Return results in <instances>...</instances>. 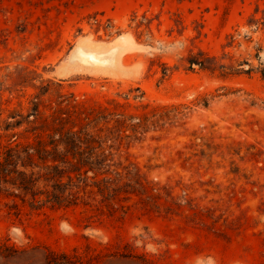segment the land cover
Instances as JSON below:
<instances>
[{
  "label": "rangeland",
  "instance_id": "1",
  "mask_svg": "<svg viewBox=\"0 0 264 264\" xmlns=\"http://www.w3.org/2000/svg\"><path fill=\"white\" fill-rule=\"evenodd\" d=\"M252 16L264 0H0V133L22 119L46 156L88 133L103 172L0 166V264H264V78L187 62L263 65Z\"/></svg>",
  "mask_w": 264,
  "mask_h": 264
},
{
  "label": "trees",
  "instance_id": "2",
  "mask_svg": "<svg viewBox=\"0 0 264 264\" xmlns=\"http://www.w3.org/2000/svg\"><path fill=\"white\" fill-rule=\"evenodd\" d=\"M258 7H256V10ZM249 23H254L256 27L259 26V24L264 25V17H251V21ZM229 38L228 42L226 44H232L235 41V36L233 33H229L227 35ZM259 47H256V52L254 55L258 58ZM251 55V54H249ZM188 67L191 68L193 64H196L199 68L208 70L210 72L219 71L220 75H224L227 72H239V71H251L255 69L262 78H264V64L252 66L250 65V62L247 59H243L239 62L248 64V67L246 69H241L237 67H233L231 64L226 65L223 62H219L216 56H208L203 51H198L196 53H190L187 57ZM230 71H227V69ZM126 98L128 95H124ZM119 103V101H116ZM34 107L33 108V114L35 117H40L44 120H46V116H43V112L40 111L38 107V103L33 102ZM124 119H134L138 118L137 115L129 114L125 115ZM23 120H17L14 121V123H6L3 127V132L0 133V137L5 136L6 137V143L2 144L0 143V166L3 168L7 164H11L15 161V157L17 155L21 154L26 159H32L34 155L43 162V164L46 167H51L52 169L56 170V172L59 173V168L57 165V162H63L69 164V171L66 173V176L68 177L69 181L72 182L73 176L72 173L78 175H82L83 177H88L87 172L91 171L96 176L97 174H101L103 172L96 169L95 165H93L92 161V154H93V148L95 146H92L90 139L91 135L88 133H84L83 136L79 135V132L74 129H68L64 132H61L58 136L59 138H54V135H50L49 141L52 144V154L49 156H46L44 153L47 152V149L45 147V142L42 139H36L34 142H29L26 144H22V142L19 141L18 132L13 131V127L21 125ZM130 126H135L134 123H128ZM126 126V124H125ZM37 128H25L23 136L27 137L28 132H36ZM123 131V129H122ZM90 142L89 145H86L84 147L81 146L84 142ZM62 144L65 155H63V152L58 148V146ZM89 154V156H87ZM50 160L51 163H47L46 161ZM106 159H103V163L106 162ZM24 166V165H22ZM98 168V167H97ZM15 172L14 170H11ZM20 174H24L25 172L17 171ZM61 173L58 174V179L55 178V183L53 185V188L55 191V200L56 203L61 200L62 194H60L61 187L64 185V182L61 181L60 177H62L63 171H60ZM65 189H63L64 192ZM98 190L103 191V187L101 185H98Z\"/></svg>",
  "mask_w": 264,
  "mask_h": 264
}]
</instances>
